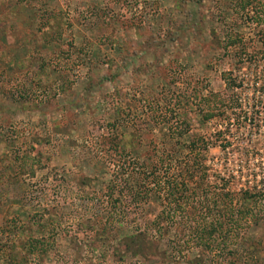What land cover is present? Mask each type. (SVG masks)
Masks as SVG:
<instances>
[{
	"label": "rangeland",
	"instance_id": "obj_1",
	"mask_svg": "<svg viewBox=\"0 0 264 264\" xmlns=\"http://www.w3.org/2000/svg\"><path fill=\"white\" fill-rule=\"evenodd\" d=\"M229 1L0 0V245L46 239L48 254L29 255L30 264H264V87L255 74L264 44L251 9L243 16ZM47 12L62 19L49 43ZM236 35L245 55L224 46ZM225 71L241 86L229 89ZM211 92L243 107L205 120ZM193 137L208 142L198 151L204 178L179 174L196 153L187 148ZM165 178L250 189L258 201L208 250L190 237L202 217L191 208L205 192L190 189V204L161 218ZM140 231L161 259L121 258L124 238ZM249 235L260 242L252 256Z\"/></svg>",
	"mask_w": 264,
	"mask_h": 264
},
{
	"label": "trees",
	"instance_id": "obj_2",
	"mask_svg": "<svg viewBox=\"0 0 264 264\" xmlns=\"http://www.w3.org/2000/svg\"><path fill=\"white\" fill-rule=\"evenodd\" d=\"M229 5H232L236 8V10H240L243 13H248V11L251 9V12H253V15H251L252 23L255 24L258 28V35H257V41H261L262 44H264V3H262L261 0H230ZM50 14V13H49ZM48 12L43 14L44 18H42L43 22L41 21V25L43 23L44 27V41L45 42H51L59 37L61 35L60 29H58V26L62 19H55L52 22L49 19ZM250 14V12H249ZM51 17V16H50ZM59 21L60 23H58ZM43 39L42 37L38 39L39 42H41ZM232 45H238L239 53L242 55H245L246 51H248L249 45H247V42H244V40L240 39L239 35H236L234 37H229L227 41L224 42V46H232ZM263 46V45H262ZM264 50V49H263ZM252 62V61H251ZM253 63V62H252ZM255 65H259L258 63H255ZM260 68H264V64L262 66L260 65ZM233 72L231 71H225L223 73V78L227 82V87L235 88L240 87L242 83L238 82V80L235 78H231V75ZM256 78H257V84L262 85V88L264 87V70L260 69L259 71L255 72ZM238 82V83H237ZM204 102V103H203ZM202 104H205L207 109L204 111L203 116L204 119H211L217 116V114H221V112L224 114L223 109L225 108H232L234 106L242 108V99L240 97H225L222 93H216L213 94L212 92L203 98ZM208 142H205L204 137H193L190 144L187 148L191 152H196L194 156L192 157V162H187L182 169V171H179V174L181 173V177L184 178V173L192 178H194L197 174L201 177H206L207 174V168H203V153H198L200 149L206 147ZM201 155V156H200ZM168 157L162 158V163L167 162ZM153 168V167H152ZM159 167H156L155 169H151L152 172H156V169ZM159 176V175H157ZM178 176V174H177ZM203 180V179H202ZM201 179L197 180V183L194 184L193 189L189 186L188 183H185V181H182L181 179H178V181H175L174 179H167L165 178L164 181L167 183L165 184L167 186L165 188V197L166 205L163 209V213L161 214V218H163L166 214H169V211L172 210L174 206L175 209H182L184 208V205L190 204L189 202L194 199L195 193L191 195H187V192L192 189L195 192H197V187L201 188L202 191H204L205 195L201 198V203H192V212L199 214H202L201 219H198L194 221V224H191L192 229V240L196 241V244L199 246H202L206 249H213L214 247L218 246L219 243L222 241L223 238L227 236V234L233 230V228L237 225L239 220H242L245 217H247L250 212L253 210L251 209L252 203L257 202L256 200L259 196L258 194L254 193L250 189L242 190V191H231L226 188H217L219 191L215 192V190L211 189L209 190L208 187L206 189V183L202 181ZM226 185V183H224ZM159 188H162V186L158 183ZM136 189H133L131 187V190L133 189L136 191L134 193V196H142L143 192H140V190L135 187ZM215 188V187H214ZM216 189V188H215ZM216 189V190H217ZM115 190V188H114ZM207 190V191H206ZM198 194V193H197ZM147 196V195H146ZM235 201L239 202V206H235ZM200 202V201H199ZM176 204V205H175ZM222 205L221 209L217 210V213L214 215L209 213L211 212L212 208H219ZM200 210V211H199ZM205 210H208L206 212V215L204 213ZM171 212V211H170ZM209 215V216H208ZM169 216V215H167ZM260 220V219H257ZM104 229V228H103ZM221 238V240H220ZM99 239L101 240L102 244L107 245L111 241V234L109 233L107 227L103 231H100ZM125 239V249L120 254L121 258L124 260L128 255L132 256L133 258L143 257L146 260L149 261H155V259H161L162 258V251L159 250L158 245L154 241V239L149 235L148 231H143L139 233H132L128 235ZM46 239L40 240L39 238L33 239L29 238L27 240H23L22 237H19L15 241H12L10 243H4L2 241L0 248L7 246V258H8V264H30L29 262V255H33L38 257L45 252V255L49 252V243L45 241ZM243 243L247 245V253H249L251 256L254 255V252H258L260 242L256 241L251 235L245 237L243 239ZM3 246V247H2ZM233 250V249H232ZM162 252V253H161ZM231 255L237 254V251L233 250L230 252ZM201 257V256H200ZM241 258H244L241 256ZM196 264H206L201 259H196ZM234 259H230L228 264H235Z\"/></svg>",
	"mask_w": 264,
	"mask_h": 264
}]
</instances>
